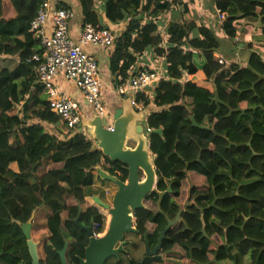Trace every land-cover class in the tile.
I'll list each match as a JSON object with an SVG mask.
<instances>
[{
	"label": "trees",
	"instance_id": "16d2710c",
	"mask_svg": "<svg viewBox=\"0 0 264 264\" xmlns=\"http://www.w3.org/2000/svg\"><path fill=\"white\" fill-rule=\"evenodd\" d=\"M44 1L0 0V55L19 58L13 69H0V264H30L15 222L26 223L41 207L50 211V246L44 247L41 264H56L55 251L67 238L75 240V251L82 254L87 238L72 220L84 198L93 194L92 172L99 166L123 182L127 176L120 163L93 150L81 133L58 139L45 130V124L54 128L60 122L35 81L30 58L40 47L29 29ZM77 2L83 21L94 26L103 27L97 8L111 23L128 20L109 59L115 86L127 82L135 55L145 48L153 47L155 56L164 59L165 75L152 93L134 97L145 108H156L144 119L156 183L143 201L145 208L134 213L138 234L153 246L158 232L180 212L162 240L163 264H264V57L251 51L245 66L226 75L213 57L217 40L204 28L200 40H188L187 27L172 24L163 47L152 18L170 7L169 0ZM216 6L225 14L223 28L229 34L233 23L247 17L258 18L264 27V0H216ZM8 7L13 17H7ZM195 50L204 54L200 70L212 90L181 81L183 74L197 70L191 64ZM16 107L19 113L9 114ZM48 157L49 165L39 174ZM12 162L16 173L8 168ZM91 220L102 232L105 218L95 207L79 213V223ZM147 224L153 225L151 232Z\"/></svg>",
	"mask_w": 264,
	"mask_h": 264
},
{
	"label": "crops",
	"instance_id": "0c3cea01",
	"mask_svg": "<svg viewBox=\"0 0 264 264\" xmlns=\"http://www.w3.org/2000/svg\"><path fill=\"white\" fill-rule=\"evenodd\" d=\"M50 6L61 7L72 12L73 16L68 23L69 37L76 41L79 37L81 26L83 24V17L81 14L80 6L77 0H46ZM170 7L167 10L160 12L156 17L152 18L156 26V32L162 39V45L165 47L167 42V33L172 24H180L187 27V39H201L200 29L204 28L213 34L217 40L218 46L213 51V57L217 61L221 59L225 64L223 70L227 75L228 71H232L236 66H245L249 59L251 51H255L264 57V27L259 22L258 18L247 17L239 19L233 23V32L227 33L223 28V23L217 18V12L220 11L216 6V0H169ZM98 24L112 31L117 37L125 30L127 21L111 23L103 15L102 11L97 8L96 10ZM7 17H13L15 15L14 10L11 7L7 8ZM262 26V27H261ZM50 31L51 23L46 26ZM22 40L21 37H18ZM181 46L184 48L185 43L182 42ZM83 50L87 55L96 61L98 66V76L101 83V99L102 104L105 106L108 114H112L113 110L120 106L118 94L115 91V85L113 80L115 76L111 74L109 69V59L113 53L114 48L101 49L94 46H85ZM191 64L196 67L195 74H183L182 82L188 81L192 84L212 90L210 82L206 81L200 68L204 63V54L198 50L192 51ZM19 62L17 56L0 55V69H13ZM137 69H144L148 71L157 72L161 78L165 75L164 59L157 58L155 56L154 48L147 47L140 53L135 55V64L128 70L127 77ZM119 80V79H118ZM128 81V80H127ZM54 85L62 94L68 96L71 100L77 103L81 114L90 117L88 105L82 98L76 83L68 82L63 78L61 73H58L54 78ZM154 86L148 87L143 93L151 94ZM44 95V94H43ZM45 98V95L43 96ZM156 108L150 104L145 108V115H148L152 110ZM19 107H16L9 114L19 113ZM45 130L51 135H57L58 139H62L66 134L65 128L61 123L58 126L51 128L48 125H44ZM77 130L79 128L77 127ZM82 132L87 134V129H81ZM70 134V133H69ZM91 140V139H90ZM92 141V140H91ZM92 144L94 145L93 141ZM49 157L42 161V167L39 170V174L45 171L49 165ZM9 170L13 173L17 172L16 163L12 162L8 166ZM93 183L91 185V191L93 194L84 198V204H87L89 198L92 195H98L100 191L95 188L101 187L104 191L103 184L106 182L100 181L96 173L92 172ZM87 207H94L92 203L87 206H79L80 212H83ZM96 208V207H95ZM46 207L36 209L33 221L31 224L30 236L31 239L37 244V252L40 260V264L44 263L46 257L43 253V244L49 241L50 234L47 230L46 221L50 215V211L45 210ZM66 212L61 214L60 224L63 226L66 222ZM65 232V230H63ZM66 240L73 239L67 238ZM46 246V245H45Z\"/></svg>",
	"mask_w": 264,
	"mask_h": 264
},
{
	"label": "water",
	"instance_id": "95a60500",
	"mask_svg": "<svg viewBox=\"0 0 264 264\" xmlns=\"http://www.w3.org/2000/svg\"><path fill=\"white\" fill-rule=\"evenodd\" d=\"M119 103L120 106L114 109L108 118L96 114H91L90 117L82 115L77 125L80 130L87 129V134L94 143L93 150L100 151L110 162L120 163L127 174L123 182L99 166L95 167L98 179L112 183L116 191L111 198V205L102 202L97 195L91 196L95 206L106 211L108 221L106 230L100 237H94L92 234V220L87 227L80 228L87 236V245L83 250L84 258L79 260V264H104L108 259H117L119 254L125 253L124 235L137 233L134 213L145 208L143 201L152 193L156 183V173L144 135V114L136 112L130 104V98L126 96H119ZM190 120L194 127H198L193 117ZM35 211L26 223L15 222L24 236L30 264H40L37 244L30 236ZM79 213L78 206V213L72 220L77 226ZM179 218L180 212L167 221L164 229L158 232L157 243L152 250H149L148 242H145V254L139 264H150L151 261L163 264L162 255L157 252L161 248L165 233ZM64 250L65 247L58 252L62 264H65Z\"/></svg>",
	"mask_w": 264,
	"mask_h": 264
},
{
	"label": "built area",
	"instance_id": "2783aa9c",
	"mask_svg": "<svg viewBox=\"0 0 264 264\" xmlns=\"http://www.w3.org/2000/svg\"><path fill=\"white\" fill-rule=\"evenodd\" d=\"M72 16L71 11L50 6L46 0L40 5L29 23L30 31L39 42L40 53L33 54L30 60L34 63L35 81L43 89L50 112L59 117V122L66 133L71 135L81 133L86 139H90L88 134L80 129L77 130L80 118L85 114H81L76 102L59 92L54 85V78L61 73L66 81L76 83L82 98L88 105L89 112L108 118L109 114L102 104L97 63L83 48L85 46L104 50L114 48L117 36L105 27L83 22L78 39L73 41L68 34V23ZM217 18L223 23L226 17L223 12L218 11ZM49 22L51 23L50 31L46 28ZM217 62L220 65L225 64L221 59ZM160 78L157 72L137 69L126 83L116 86L115 91L120 96L129 97L135 111L145 113V107L142 103L136 102L134 97L137 93H143L148 87L154 86ZM99 228L100 225L93 222L94 237L101 234L98 232Z\"/></svg>",
	"mask_w": 264,
	"mask_h": 264
},
{
	"label": "flooded vegetation",
	"instance_id": "af4514ba",
	"mask_svg": "<svg viewBox=\"0 0 264 264\" xmlns=\"http://www.w3.org/2000/svg\"><path fill=\"white\" fill-rule=\"evenodd\" d=\"M97 196L100 198L101 193H98ZM90 223H91V221L88 224L79 223V226L75 225L74 223L73 224L75 225L77 232L83 233L86 236L85 232L81 231L80 228L87 227ZM92 224H93V222L91 223V230H92ZM134 225H135V223H134ZM61 228H62V230H66L65 224L63 226H61ZM149 232H151V231H149ZM86 238H87V236H86ZM124 242H125V244L123 246V249H124L125 253L119 254V257L117 259H113V258L108 259L104 264H120L119 260H120L121 256H124L122 264H139L141 262L142 258L144 257V254H145V242H148V240L145 238V235H140V234H138V232L137 233H128V234L124 235ZM74 243L75 242L72 240H66V239L63 240L62 248L60 250L55 251V254L57 257L56 264H62L60 257L58 256V252L63 250L64 247H65V250L63 253L64 263L65 264H79V260L84 258V252H82V254L76 253V251H75L76 248L74 246ZM156 243H157V241H156ZM45 245L50 246V241H47L43 244L44 255H45V251H44ZM86 245H87V243H86ZM86 245L84 246V248L86 247ZM155 245L156 244H154L153 246H150V244L148 242L149 250H152V248ZM84 248H83V250H84ZM129 252H131V253H129ZM157 254H161V248L157 252ZM153 256L154 255H152V257ZM150 264H160V263H158L156 261H151Z\"/></svg>",
	"mask_w": 264,
	"mask_h": 264
},
{
	"label": "rangeland",
	"instance_id": "374dc122",
	"mask_svg": "<svg viewBox=\"0 0 264 264\" xmlns=\"http://www.w3.org/2000/svg\"><path fill=\"white\" fill-rule=\"evenodd\" d=\"M119 96L120 95H118V97ZM147 111H146V114H147ZM143 114H144V118H145L147 115H145V113H143ZM109 116H110V114H109ZM45 126H46V124H45ZM144 127H146L145 124H144ZM147 132H149V130ZM144 135L146 136L145 130H144ZM100 188H102V186L98 187V188H95L94 191H96L98 189V191H100V193H101V196H100L101 201L111 205V198H112L113 194L116 191V187L112 183L106 182L105 184H103L104 191H102V189H100ZM153 190H155V185H154ZM185 198H186V194L183 193L182 198L179 200V203H180L181 206H183L182 204H183ZM89 203H92L94 205V207H96L97 211L99 213H101L104 216V218H105V224H104L103 231L101 232V234L98 235V237H100V236H102L104 234V232L106 230V225H107V221H108V215H107V213H106V211L104 209L95 206V204L93 203L91 198H89V201L87 202V204H84V202H83L82 205L83 206H87ZM45 210L48 211L47 208ZM134 223H135V217H134ZM147 229L149 231H152L153 230V225L152 224H147Z\"/></svg>",
	"mask_w": 264,
	"mask_h": 264
}]
</instances>
